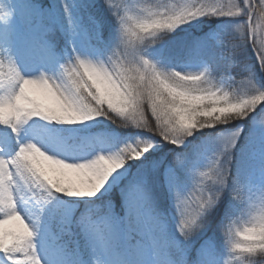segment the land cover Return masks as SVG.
I'll return each instance as SVG.
<instances>
[{"label": "clouds", "instance_id": "9594fccd", "mask_svg": "<svg viewBox=\"0 0 264 264\" xmlns=\"http://www.w3.org/2000/svg\"><path fill=\"white\" fill-rule=\"evenodd\" d=\"M60 3L65 46L50 30L45 57L31 67L0 48V126L13 134L12 145H0V254L6 264H44L42 220L53 214L61 220L57 239L75 245V202L111 214V202L101 206L95 198L132 161L163 146L185 179L166 185L167 209L146 194L152 260L114 264H201L187 255L225 201L215 264H264V158L241 171L238 151L242 139L264 135V0H100L111 29L103 37L95 21V43L87 47L78 46L81 26L70 14L71 0ZM11 4L0 0V27L14 20ZM213 23L211 58L193 65L188 48L175 58L162 54L177 32ZM96 120L129 135L97 144L69 128L55 140L18 139L30 121L77 126ZM138 219L132 204L117 223ZM75 226L93 252L107 243L110 233L101 232L92 215ZM204 243L216 246L214 239ZM77 264L105 261L92 256Z\"/></svg>", "mask_w": 264, "mask_h": 264}, {"label": "rangeland", "instance_id": "374dc122", "mask_svg": "<svg viewBox=\"0 0 264 264\" xmlns=\"http://www.w3.org/2000/svg\"><path fill=\"white\" fill-rule=\"evenodd\" d=\"M11 7L14 10V20L8 27H0V44L29 67L38 66L46 55V42L50 40V30L61 34L66 25V17L60 0H12ZM70 14L81 26L78 46L87 47L95 43L97 25L92 18L83 14L79 0H71ZM63 46H65V39H63ZM104 125L105 123L97 120L91 121L85 125H77L83 130L76 128L75 132L80 138L97 144L105 143L113 137L119 138L118 134L110 132L107 128H100ZM66 132L61 125H47L42 121H34L22 128L19 139L25 141L35 137H46L49 140H55L58 135H65ZM2 143L8 144L6 138L0 135V145H3ZM249 149L251 166H255L264 158V135L256 132L249 142ZM146 168L147 165H140L132 171L127 168L121 170L109 181L104 192L95 198L96 201L103 196H110L124 181H127V186L119 190L121 210L110 204L111 214L107 212L94 217L93 214L98 209H93L90 202H75L71 212L75 245L70 242L65 247L57 239L61 227V220L58 216L53 214L51 218L43 219L39 251L44 264H77L78 260H85L83 245L88 249L90 257L98 256L105 261V264H114L118 260L132 261L138 257H143L144 260L150 262L153 249L148 242V231L152 228V219L149 210L145 209V202L148 200L142 187V182L146 177ZM177 178L184 180L185 176L179 177L176 169L171 165L168 166L164 173L165 185ZM80 202L86 203V210L81 218L92 215L100 231L110 233L107 243L96 244L94 252L92 250L94 245L82 236L79 228L75 226L76 214L81 207ZM132 204L136 205L139 217L134 223L135 227L133 224L126 225L123 220L117 223L118 218L127 215V207ZM134 228L138 229L141 239L134 237ZM79 235L83 239L82 242ZM169 235H172L171 224H169ZM200 238L191 246L193 247L194 244L197 246L198 260L201 264H215L219 251L216 250V246L213 248L204 243L209 239L200 242ZM64 239L67 240L68 237ZM0 259L6 263L2 254H0Z\"/></svg>", "mask_w": 264, "mask_h": 264}, {"label": "trees", "instance_id": "16d2710c", "mask_svg": "<svg viewBox=\"0 0 264 264\" xmlns=\"http://www.w3.org/2000/svg\"><path fill=\"white\" fill-rule=\"evenodd\" d=\"M82 12L87 17L92 18L94 21H98L100 25V34L103 37H107L111 29V20L107 15L105 9L100 4V0H79ZM217 24H207V25H198L190 30L180 31L177 32L170 40L167 42L166 48L163 50V55L171 58H175L177 54H183V50L185 48L189 49V55L187 59H189L192 63L198 62L201 60L209 59L212 57V43H211V36L216 29ZM52 39V36H49ZM56 39L59 41V46H63V38H61V34L56 32ZM95 40V39H94ZM0 48H4L0 44ZM99 122L105 123L104 126H100V128H107V130L118 134L119 138L126 137L129 133L115 129L113 126L108 124L106 121L97 120ZM34 121H30L28 124H32ZM65 132L69 129H81L78 126H62ZM0 135L5 137L8 145L13 144V134L11 131L3 126H0ZM247 135V132L246 134ZM20 136V135H19ZM19 139V137H18ZM251 140V139H250ZM245 142V140H241V148L238 150L240 153L239 156V167L241 171L247 170L248 167L251 166L250 156L251 151L249 149V142ZM3 144V143H2ZM5 144V143H4ZM181 151V150H177ZM189 156L191 158V152H189ZM140 165L146 166V177L145 180L142 182V187L145 191V194L150 193L151 198L154 199L161 209L168 208V198L166 192V185L164 179V173L166 168L171 165V157L169 156V148L168 146H163L156 148L154 151H151L147 154V156L143 160L139 161H132L126 168L128 170H135ZM176 173L179 177H184V170L179 167H175ZM127 186V181H124L114 193L110 196H103L102 198L97 199L94 201L95 203L103 206L106 201H110L111 204L115 205L118 209H121V195L119 194V190L123 189ZM147 196V195H146ZM81 207L79 208L76 214V220L81 218L86 210V203L80 202ZM227 206V201L221 205L219 211L216 215L212 218L211 224L208 230L201 236L200 242L204 239H214L216 241V250L219 251V236L216 231L217 224L223 216L224 210ZM145 209L150 212L152 216V209L148 201L145 202ZM107 213V211L101 207L98 209L93 216L96 217L100 214ZM134 235L136 238H141V235L137 228H134ZM80 236V235H79ZM170 236V235H169ZM171 237V236H170ZM81 242L83 241L82 237ZM84 255L86 259H89V251L83 245ZM197 246L194 244L191 247L187 259L189 261H196L197 258ZM220 254V253H219ZM161 259H166L164 252L161 250L160 253ZM0 264H6L4 260L0 259Z\"/></svg>", "mask_w": 264, "mask_h": 264}, {"label": "snow or ice", "instance_id": "6c2138e0", "mask_svg": "<svg viewBox=\"0 0 264 264\" xmlns=\"http://www.w3.org/2000/svg\"><path fill=\"white\" fill-rule=\"evenodd\" d=\"M17 131H19V127H17ZM5 227L8 228L9 225H5ZM9 264H13V262L12 261H9Z\"/></svg>", "mask_w": 264, "mask_h": 264}]
</instances>
